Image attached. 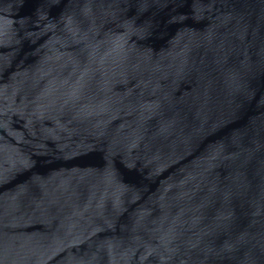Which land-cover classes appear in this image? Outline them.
Returning a JSON list of instances; mask_svg holds the SVG:
<instances>
[{"label": "water", "instance_id": "water-1", "mask_svg": "<svg viewBox=\"0 0 264 264\" xmlns=\"http://www.w3.org/2000/svg\"><path fill=\"white\" fill-rule=\"evenodd\" d=\"M0 264H264V0H0Z\"/></svg>", "mask_w": 264, "mask_h": 264}]
</instances>
